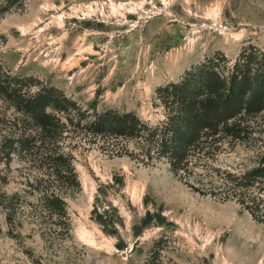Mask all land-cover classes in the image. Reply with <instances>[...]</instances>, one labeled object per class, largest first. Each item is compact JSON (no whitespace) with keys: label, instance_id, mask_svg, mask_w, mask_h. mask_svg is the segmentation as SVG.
<instances>
[{"label":"rangeland","instance_id":"374dc122","mask_svg":"<svg viewBox=\"0 0 264 264\" xmlns=\"http://www.w3.org/2000/svg\"><path fill=\"white\" fill-rule=\"evenodd\" d=\"M247 46L264 51V0H0V264H264V222L190 185L208 166L258 165L262 116L184 176L143 159L133 140L110 138L121 151L102 136L84 145L86 128L73 125L83 131L68 139L81 189L67 197L69 233L37 209L17 142L38 130L22 101L43 89L44 99L155 125L161 87L215 56L234 62Z\"/></svg>","mask_w":264,"mask_h":264},{"label":"trees","instance_id":"16d2710c","mask_svg":"<svg viewBox=\"0 0 264 264\" xmlns=\"http://www.w3.org/2000/svg\"><path fill=\"white\" fill-rule=\"evenodd\" d=\"M159 95L165 118L155 125L134 112L107 109L92 114L71 99H44L46 89L23 99L22 108L38 130L22 134L17 142L32 169L25 183L37 194V209L56 216L69 233L67 197L81 189L70 142L83 131L73 128L75 124L86 128L83 136L90 139L84 145L102 136L104 146L121 151L123 147L110 138L133 140L143 159H165L181 176L195 171L199 162L207 166L204 162L210 159L213 146L227 137H239L250 126L251 116L264 119V51L247 46L234 62L225 56L210 58L186 72L179 82L161 87ZM199 175L197 183H190L195 190L222 200L234 199L264 222V151L258 165L251 168L237 171L208 166ZM9 206L14 213V201Z\"/></svg>","mask_w":264,"mask_h":264}]
</instances>
